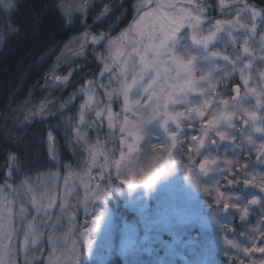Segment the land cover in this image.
<instances>
[{"label": "clouds", "instance_id": "obj_1", "mask_svg": "<svg viewBox=\"0 0 264 264\" xmlns=\"http://www.w3.org/2000/svg\"><path fill=\"white\" fill-rule=\"evenodd\" d=\"M24 3L0 0V52L23 34L17 17ZM51 6L61 27L70 30L68 37L36 54L37 64L49 62L28 89L30 99L15 100L10 94L0 102V264H35L41 258V223L49 226L51 221L54 234L62 230L59 220L68 209L63 203L59 213L50 209L58 182L68 186L73 169L88 176L97 172L101 183L90 201L102 200L121 184H141L139 177L148 166L159 170L155 180L181 170L210 198L207 207L213 212L237 206L222 191L224 185H255L264 192V172L250 167L251 162L264 165V138L254 136L264 137V3L183 0L179 10L188 15L169 37L167 55H149L143 47L142 29L159 14L154 0H51ZM237 30L244 32L240 54H223L227 63L221 66H202L204 55L192 49L219 56V51L208 50V43L221 31L235 40ZM90 64L94 67L87 68ZM49 117L56 119L44 130L30 129L34 121ZM152 124L163 139L144 145L146 158L139 165L133 154ZM221 142L237 154L210 150ZM129 180L134 184L125 183ZM259 203L253 196L244 207ZM80 207L79 199L71 206L75 212ZM90 207L88 202L84 212ZM260 222L264 214L251 226L255 234L247 247L235 235H226L233 231L230 225L222 226L223 243L249 255L237 264H264L250 255L264 253ZM47 239L55 242L53 236ZM224 255L232 260L227 251Z\"/></svg>", "mask_w": 264, "mask_h": 264}, {"label": "rangeland", "instance_id": "obj_2", "mask_svg": "<svg viewBox=\"0 0 264 264\" xmlns=\"http://www.w3.org/2000/svg\"><path fill=\"white\" fill-rule=\"evenodd\" d=\"M161 3L179 5L183 0H161ZM217 18L223 17L217 16ZM175 24L176 18L161 10L151 26L142 29L143 47L149 50V55L153 52L157 54L164 52L169 46V37L174 33L171 27ZM233 36L235 40L221 32L219 37L213 38L208 43V50L219 51L221 53L219 56L210 57L200 47H194L192 51L204 55L205 59L201 60L202 66L224 65L227 61L223 59V54L227 53L230 57H234L240 54L244 47L243 30H237ZM164 54L167 55L166 52ZM177 62L182 63V61ZM86 67L93 68L94 65L90 64ZM79 75L78 71L74 73L73 78L78 79ZM231 79L239 82L237 76ZM34 94L37 99L40 98L39 88L34 89ZM13 98L30 99L27 95L20 98L17 92L14 93ZM51 119L52 121L49 122ZM55 119L56 117H49L47 121H37H44L46 126V123L50 124ZM148 131L150 135L145 137L140 149L133 154V159L139 165H142L146 158L144 145L163 139L161 130L154 124L148 126ZM254 136L257 140L264 138L260 134ZM210 150L217 154L221 152L228 155L237 154V150L231 149L228 142H221L219 146H210ZM64 155L68 156L66 149ZM250 167L264 172V165L258 162H251ZM156 170L150 166L146 167L139 180ZM72 172L75 174L69 176L68 186L63 180L58 182L53 193L55 203L50 209L52 213H59L61 203L68 209L59 220L62 230L54 234V228L50 226L51 221H48L49 226L41 223L45 233V250L35 264H114V257H118L120 264H237L238 261L249 259V255L239 248H232L223 243L222 226L230 225L233 231L226 235L229 238L235 235L238 244L249 246L255 234L251 226L256 225L260 215L264 214L260 211L264 208V192L255 185H224L222 191L229 194L230 199L237 206L221 213L213 212L207 207L210 198L197 191L179 169L161 175L151 185L141 183L128 188L121 184L118 186L119 190L115 187L109 189V194L102 200L93 201L90 199H95V186L101 183L97 172L94 171L91 176L76 169ZM239 175L243 178V174ZM201 179L207 181L206 177ZM129 182L131 185L134 184L132 180L125 183L129 185ZM113 183H116L114 177ZM253 196L258 197L260 203L245 208V201ZM77 199L81 207L75 212L71 206ZM88 202L91 206L90 211L85 213L83 209ZM144 202L146 207L140 211V206H143ZM241 215L246 217L241 220ZM92 217H99L95 228H92ZM55 218L53 215V219ZM259 226L264 229V222H260ZM90 228L92 229L88 233L87 229ZM48 236H53L55 242H49ZM85 236H88L87 242ZM74 250L77 251L76 256L73 255ZM226 251L232 256L231 261L224 255ZM250 255L252 259H264V253Z\"/></svg>", "mask_w": 264, "mask_h": 264}, {"label": "trees", "instance_id": "obj_3", "mask_svg": "<svg viewBox=\"0 0 264 264\" xmlns=\"http://www.w3.org/2000/svg\"><path fill=\"white\" fill-rule=\"evenodd\" d=\"M258 2L264 3V0ZM17 20L22 25L23 34L13 38L0 52V102L16 92L20 98L25 96L49 62L45 60L37 64L36 54L49 45L65 40L70 32L61 27L51 0H25ZM44 128V121H34L30 126V129L40 131ZM113 263L120 264L118 257L113 258Z\"/></svg>", "mask_w": 264, "mask_h": 264}, {"label": "snow or ice", "instance_id": "obj_4", "mask_svg": "<svg viewBox=\"0 0 264 264\" xmlns=\"http://www.w3.org/2000/svg\"><path fill=\"white\" fill-rule=\"evenodd\" d=\"M154 3L156 4V6L158 8V11H159L158 15H160L161 10H164V11L168 12L169 15H172L176 18V24H175V26L171 27V31H175L176 28H178L180 26V24L185 21V17L188 15L187 10H182V11L179 10V9H181L182 3L179 5L176 3L165 4V3H161V0H154ZM221 32H223V31H221ZM221 32L218 33L216 37H219ZM158 174H159V170L157 169L154 173L147 175L145 178H143L139 182L144 183L145 185H149L155 180V178ZM129 185L131 186V182H129ZM97 198H99V197H97ZM96 219L98 221L99 217H97ZM95 226H96V221H93V227L92 228H95ZM87 241H88V236H85V242H87ZM76 252L77 251L74 250V252H73L74 256H76Z\"/></svg>", "mask_w": 264, "mask_h": 264}, {"label": "water", "instance_id": "obj_5", "mask_svg": "<svg viewBox=\"0 0 264 264\" xmlns=\"http://www.w3.org/2000/svg\"><path fill=\"white\" fill-rule=\"evenodd\" d=\"M146 207V202H144L143 206H140V211H142Z\"/></svg>", "mask_w": 264, "mask_h": 264}]
</instances>
